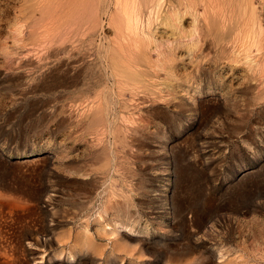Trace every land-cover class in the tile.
Here are the masks:
<instances>
[{"label": "rangeland", "instance_id": "obj_1", "mask_svg": "<svg viewBox=\"0 0 264 264\" xmlns=\"http://www.w3.org/2000/svg\"><path fill=\"white\" fill-rule=\"evenodd\" d=\"M0 264H264V0H0Z\"/></svg>", "mask_w": 264, "mask_h": 264}, {"label": "bare ground", "instance_id": "obj_2", "mask_svg": "<svg viewBox=\"0 0 264 264\" xmlns=\"http://www.w3.org/2000/svg\"><path fill=\"white\" fill-rule=\"evenodd\" d=\"M125 1V0H124ZM134 2V1H133ZM132 2V3H133ZM211 3V2H210ZM125 5V4H124ZM129 5V4H128ZM232 8H233V6H232ZM219 9V8H218ZM108 10V9H107ZM221 10V9H220ZM219 10V11H220ZM235 13V12H234ZM234 15V14H233ZM220 18V17H219ZM149 20V19H148ZM133 21V20H132ZM149 28V27H148ZM228 28V27H227ZM232 28V27H231ZM243 28V27H242ZM245 28V27H244ZM214 29V28H213ZM194 35V34H193ZM238 37V36H237ZM240 38V37H239ZM227 39V38H226ZM187 40V39H186ZM253 41V40H252ZM192 42V41H191ZM197 44V43H196ZM220 44V43H219ZM240 44V43H239ZM217 50V49H216ZM247 52V51H246ZM241 53V52H240ZM129 56V55H128ZM235 57V56H234ZM252 63V62H251ZM257 64V63H256ZM253 71V70H252ZM118 216V215H117ZM117 222V221H116ZM120 222V221H119ZM74 256V255H73Z\"/></svg>", "mask_w": 264, "mask_h": 264}]
</instances>
